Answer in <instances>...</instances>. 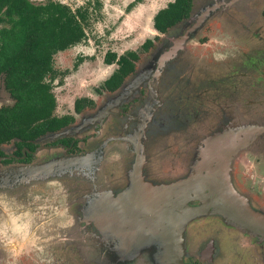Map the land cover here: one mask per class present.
Returning a JSON list of instances; mask_svg holds the SVG:
<instances>
[{
    "label": "flooded vegetation",
    "instance_id": "flooded-vegetation-1",
    "mask_svg": "<svg viewBox=\"0 0 264 264\" xmlns=\"http://www.w3.org/2000/svg\"><path fill=\"white\" fill-rule=\"evenodd\" d=\"M195 5V0H192L185 18L163 33H157L164 34L187 19ZM229 13L207 21L208 26L216 31L218 44L202 48L200 46L204 42L197 41L195 47L180 49L175 60L162 66L158 75L153 70L151 75L145 76L149 83L157 78L158 90L157 101L139 139L143 153L140 168H134L133 144L137 145V142L132 143L136 138L130 134L137 121L138 110L141 106L144 108L149 100L145 79L134 92L119 96L112 102L113 95L127 80L114 91H108L101 86L108 75L97 87L95 97L89 94L75 98L83 103L78 110L74 108L75 99L70 110L64 113L58 112L54 106L52 116L69 117L66 124L30 137L15 135L0 139V264H53L54 261L57 264L64 255L84 264L79 251L88 245L89 237L103 242V237L109 235V250L114 254L113 244L122 238H129L131 232L127 230L136 225L139 226L136 240L140 239V235L151 240L164 238L159 228L163 211L154 209L153 203L149 208L148 183L183 182L189 183L181 184L180 188L184 191L197 189L198 172L204 169L209 153L218 155L222 145L228 143L226 135L230 128L235 129L233 123H238V119L246 115L256 119L252 126L264 124V113L259 110L257 113L256 106L245 105L241 98L234 95L233 81H229L231 75L219 77L212 73L211 68L219 66L221 60L215 58V51L210 50L212 53L206 56L194 53L198 48L209 50L217 46L231 47L233 55L243 51L236 50L241 47L235 46L240 41L223 22L230 16ZM222 29L227 31L220 36ZM257 35L258 44L261 42L264 45V38L258 32ZM146 39L150 40V44L142 48L144 39L141 50L151 48L153 40ZM52 63L53 58L51 68L56 72ZM238 76L236 74V78ZM49 84L51 86V81ZM228 88H231L229 93ZM14 103L15 99L4 88L3 73H0L1 115L3 109L13 108ZM77 118H80L79 121ZM77 124L80 126L75 131ZM181 128L190 132L189 137L183 139L184 145L181 148L178 145L174 157L167 152L162 165L157 166L159 134L169 130L178 133ZM216 134H223L224 138L221 140ZM260 141L263 145L264 134ZM165 143L168 147L172 144L170 141ZM101 146L105 148L102 155L106 153L110 158H105L101 169L100 166L95 169L96 160L85 159L84 156ZM240 151L233 160L232 177L240 190L245 191L254 202L261 203L259 197L264 191L261 192L258 186L260 182L243 168L244 161L254 162L257 164L256 175L262 178L264 146L245 154ZM168 160L170 162L165 165ZM224 164L228 167L229 160ZM31 176L39 180L31 182ZM180 188H172V191L180 192ZM171 197L175 202L174 193ZM187 204L199 205L196 200ZM173 216L166 217L167 225L175 223L174 219L171 222ZM174 225L171 230L176 235ZM168 235L171 238L172 233ZM181 238V257H174L176 261L173 262L169 257L172 253L167 250L166 260H171L170 264H264V242L227 226L218 215L194 217L185 225ZM125 242L128 246L124 252H128L129 243ZM99 256L103 259L104 252ZM136 262L143 263L141 260Z\"/></svg>",
    "mask_w": 264,
    "mask_h": 264
},
{
    "label": "rangeland",
    "instance_id": "rangeland-1",
    "mask_svg": "<svg viewBox=\"0 0 264 264\" xmlns=\"http://www.w3.org/2000/svg\"><path fill=\"white\" fill-rule=\"evenodd\" d=\"M32 3H43L48 0H29ZM64 3L70 7L71 10L74 8H81L84 12L85 19L82 23L85 37L79 43L68 47L63 51L56 52L53 55V69L54 78L51 80V91L55 98L56 110L58 112L64 113L70 110V106L75 98L79 96H89L91 94L93 97L96 95V89L100 86L102 80L106 78L115 68L116 65L105 64L102 61L103 54L106 51L114 52L116 56L131 50L137 53V61L135 62V67L137 63L141 64L133 70L132 73L128 75L130 78H126V84H123L119 89L118 93L113 95L114 99H119L118 94L125 92L124 94H131L134 92L140 84L145 79V76L151 75V71L155 75H158L162 66L168 64L169 61H174L176 58V53L180 49H190L195 47L198 43L204 42V45L200 46L202 48H207L210 44H218L214 29L208 26L207 21L212 18H218L223 13L230 12L223 22L226 24V28L230 30L234 36L238 38L240 44H235L237 51L243 49L238 55H233V50L230 48H222L217 46L216 48L209 50L196 49L194 53H202V55H210L214 50L219 63L216 68H211L212 73L217 74L219 77H224L226 74L231 75L230 82L233 84L235 90L234 95L243 100L245 105L251 104L256 106L255 109L258 113H264V45L259 42L258 44V34L261 38H264V20L260 15V10L264 7V0H234L230 5L222 4L211 11L205 18L199 19V11L209 4H214L215 2H227V0H195L196 4L194 10L188 16L187 19L180 21L171 28H169L164 34H158L152 28V16L161 7L171 0H140L136 2L135 0H53ZM214 1V3H212ZM208 3V4H207ZM131 4L130 6H128ZM206 4V5H205ZM204 5V6H203ZM199 8V11L194 15V11ZM200 20V21H199ZM197 23V24H196ZM207 24V25H206ZM205 25V26H204ZM204 28V30H203ZM219 32V35H223L227 30ZM255 31V32H254ZM146 38L153 40L151 48L147 50H141L140 45L142 41ZM256 46V48H254ZM213 58V57H212ZM167 63V64H166ZM147 66V67H146ZM159 69V70H158ZM146 70V72H145ZM236 74H239L236 78ZM232 75L234 77L232 78ZM157 78L152 79L148 82V89L146 88L148 95V102L145 104L144 108H140L137 112V121L133 128L131 137L142 135L138 128H141L142 123L151 113L153 109L154 102H156L157 96ZM156 80V81H155ZM239 81V83H237ZM147 86V85H146ZM229 87V84L228 86ZM95 89V90H94ZM231 88H228V93ZM131 92V93H130ZM143 111V112H142ZM145 115L147 117L145 118ZM264 115V114H263ZM78 119V118H77ZM80 119V118H79ZM78 119V121H79ZM256 119H251V117L242 116V119H238V123H233L232 127L235 129L228 130L227 138L228 143L222 145L223 149L219 151L218 155L216 153H209L206 159H209L204 169L198 172V182L196 183L197 189L192 191L197 192V197L191 199L188 197V201L196 200L199 204L204 203V181L208 180L207 173L212 172V182L215 176L219 175L216 168L219 170H224L227 173L229 180L231 179L235 188H238V193L240 197L246 202L253 203L254 210L257 215L264 220V194H261L259 200L261 203L254 202L252 198L245 192L237 187L233 177L232 168L233 160L236 158V154H245L252 152L255 148L259 146V149L264 146L261 143L262 136L264 134V124L253 125V121ZM81 123V121H80ZM80 124L76 125L75 131L79 128ZM238 127V128H236ZM162 133V132H161ZM189 130L187 128H181L178 133H174L173 130L163 131V134H159V150L156 157V165H162L164 157L168 156L174 157V152L178 151V145H184L183 139L189 137ZM216 137L221 140L224 138L223 134H216ZM135 138V137H134ZM172 142L171 145L165 146V142ZM131 142V141H130ZM132 143H136L133 141ZM262 145V146H261ZM135 149L140 150V143L133 144ZM99 154L105 152V148L101 146L96 149ZM186 151V149H185ZM209 151V149H208ZM182 155L183 150H180ZM105 156V157H104ZM110 158L105 153L100 155V159L96 160L95 168L101 166L106 160L105 158ZM229 160L228 167L225 166V161ZM170 161H165L164 164H168ZM231 162V163H230ZM252 161H244V168L247 174L252 173L255 176V181H259L261 192L264 191V170L261 171L262 178L256 175V166ZM54 166H56L54 164ZM135 167V166H134ZM137 167V166H136ZM140 168V166H139ZM222 175V174H221ZM33 182V180H31ZM152 184V183H151ZM172 183H162V186H166ZM189 184V183H187ZM159 185V184H156ZM168 187V186H166ZM174 188L171 186V189ZM167 190L169 188H166ZM181 189V188H180ZM201 189V190H200ZM168 190V191H170ZM183 190V189H181ZM169 195V194H168ZM183 200V199H182ZM179 202H181L179 200ZM188 205V204H187ZM189 206V205H188ZM209 216L218 215L222 219V222L227 226H230L237 230L238 232L247 233L251 236L257 238L258 241L264 242V236L259 232L247 228L241 224H236V222L231 219H227L225 216L212 211L209 207L201 211L200 215L197 216ZM250 215V213H248ZM173 216V215H171ZM170 216V218H171ZM196 217V216H195ZM194 218V217H193ZM191 218V219H193ZM176 222L177 216H173L171 222ZM186 220L184 223L179 224H160L159 228L164 236L167 235L169 238V232H172L173 225L175 230L179 233V244L178 252L182 256V231L191 220ZM139 228L138 225L132 227L129 238H122L113 244L114 254L109 250L110 238L106 235L104 241L95 240L92 237L88 238V245L79 251L80 256L83 258L84 264H170L171 260H166L168 255L167 247L168 242L163 241L162 238L158 240H151L145 236L140 235V239L136 240V229ZM172 237V235H171ZM129 243V251L124 252ZM106 242V244L104 243ZM164 242V243H163ZM94 245V246H93ZM97 245V248H95ZM167 245V247H166ZM170 249V242L168 250ZM103 250V251H101ZM101 252H104L103 259L99 256ZM172 255V254H171ZM65 257V258H64ZM170 259L176 261L174 256H169ZM168 258V257H167ZM136 260H141L143 263H137ZM53 263V262H52ZM55 264V261L54 263ZM57 264H79L72 256L64 255Z\"/></svg>",
    "mask_w": 264,
    "mask_h": 264
},
{
    "label": "trees",
    "instance_id": "trees-1",
    "mask_svg": "<svg viewBox=\"0 0 264 264\" xmlns=\"http://www.w3.org/2000/svg\"><path fill=\"white\" fill-rule=\"evenodd\" d=\"M191 1L167 2L153 14V29L163 33L185 18ZM260 15L264 20V7ZM84 19L81 8L71 10L58 1L35 4L29 0H0V73H3L4 88L15 99L13 108L3 109L4 117L0 113V139L34 136L56 129L69 120L67 116H52L55 101L49 84L54 78L51 60L57 51L84 39ZM148 44L150 40L145 39L141 47L146 48ZM136 58V52L131 50L118 56L106 51L102 61L114 62L116 68L103 80L102 88L117 89L133 72ZM80 100H74L75 110L83 104Z\"/></svg>",
    "mask_w": 264,
    "mask_h": 264
},
{
    "label": "water",
    "instance_id": "water-1",
    "mask_svg": "<svg viewBox=\"0 0 264 264\" xmlns=\"http://www.w3.org/2000/svg\"><path fill=\"white\" fill-rule=\"evenodd\" d=\"M215 1V0H214ZM214 1L212 3H214ZM218 1V0H217ZM234 0H227V2H215L214 4H209V6H205L203 9L199 11V8H197L194 11V15L199 11V19L205 18L208 14H211V11L215 9L216 7L225 4L230 5ZM208 4V3H207ZM206 5V4H205ZM204 6V5H203ZM199 20V21H200ZM197 24V23H196ZM123 91L122 93H119L117 97L119 96H126ZM147 115H145V118ZM148 118L143 121L141 128H138L141 132L142 129V135L143 136V130L146 125ZM136 138L137 144H139V139L141 137L134 136ZM99 152L97 150L91 151L87 153L84 158L85 159H91V160H99L100 159ZM142 155L141 148L135 150V164L134 168L139 167L140 163L142 162ZM83 158V157H82ZM137 166V167H136ZM94 167V166H93ZM93 167L91 169H93ZM95 168V167H94ZM95 169H99V166ZM219 175L215 176V179L212 182V172H208V180L204 181V187L207 189V191L204 193L203 201L204 203H200L196 206H188L186 204V200L189 198L194 199L197 197V192L195 191H172L171 186L174 188H180L181 184L189 185L187 183L183 182H176L172 184H168L166 186L159 185H153L151 183H148L149 185V208L151 209V203L154 205V209H159L163 211V217L160 218V223L167 224L166 223V217H170L171 215L177 216V220L175 224L184 223L186 220L200 215L201 211L211 207L212 211L217 212L223 216H225L227 219H231L232 221L236 222V224H241L247 228L253 229L257 232H259L261 235L264 236V220L260 218L259 215L256 214L254 207L252 206L253 203H248L244 199L240 197V193L234 188V184L232 180H229V177L224 173V170H219L216 168ZM222 174V175H221ZM166 188H169L168 191ZM176 196L175 202L174 198L171 197L172 195ZM169 194V195H168ZM158 196H159V204H158ZM183 199V200H182ZM179 200L181 202H179ZM174 209V211H173ZM172 212H175L172 214ZM250 213V215H248ZM172 217V216H171ZM164 222V223H163ZM169 223V219H168ZM174 230H172V237L168 238L167 235L164 236L165 243L166 241L170 242V249L169 251L172 253V255L177 258L180 257V253L178 252V244H179V235L176 231V235L173 233ZM163 240V241H164ZM169 242L168 247H169ZM167 247V245H166ZM167 247V250H168Z\"/></svg>",
    "mask_w": 264,
    "mask_h": 264
},
{
    "label": "crops",
    "instance_id": "crops-1",
    "mask_svg": "<svg viewBox=\"0 0 264 264\" xmlns=\"http://www.w3.org/2000/svg\"><path fill=\"white\" fill-rule=\"evenodd\" d=\"M29 180L31 181V180H33V181H38L39 179H35V178H33V176H31L30 178H29Z\"/></svg>",
    "mask_w": 264,
    "mask_h": 264
},
{
    "label": "bare ground",
    "instance_id": "bare-ground-1",
    "mask_svg": "<svg viewBox=\"0 0 264 264\" xmlns=\"http://www.w3.org/2000/svg\"><path fill=\"white\" fill-rule=\"evenodd\" d=\"M179 257V256H178Z\"/></svg>",
    "mask_w": 264,
    "mask_h": 264
}]
</instances>
